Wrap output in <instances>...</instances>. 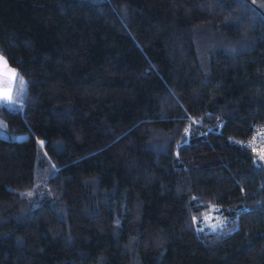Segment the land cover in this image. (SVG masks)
I'll list each match as a JSON object with an SVG mask.
<instances>
[{"label":"trees","instance_id":"trees-1","mask_svg":"<svg viewBox=\"0 0 264 264\" xmlns=\"http://www.w3.org/2000/svg\"><path fill=\"white\" fill-rule=\"evenodd\" d=\"M0 57V264H264V0H0Z\"/></svg>","mask_w":264,"mask_h":264},{"label":"built area","instance_id":"built-area-1","mask_svg":"<svg viewBox=\"0 0 264 264\" xmlns=\"http://www.w3.org/2000/svg\"><path fill=\"white\" fill-rule=\"evenodd\" d=\"M240 146L254 154L264 165V126L256 128L251 137L242 142Z\"/></svg>","mask_w":264,"mask_h":264},{"label":"rangeland","instance_id":"rangeland-1","mask_svg":"<svg viewBox=\"0 0 264 264\" xmlns=\"http://www.w3.org/2000/svg\"><path fill=\"white\" fill-rule=\"evenodd\" d=\"M88 1H91V2H94V3H97V2H100V1H102V0H88ZM23 81V84H21L20 82L18 83L19 85H18V93H19V97L21 98V100L23 99V97L25 96V92H26V86H25V81L24 80H22ZM20 100V101H21ZM8 101V100H7ZM11 103H12V101H11ZM10 103V104H11ZM0 137H2V138H6V139H11V140H24V139H26V136L25 135H20V136H18V135H12V134H10L9 132H8V128H7V125H6V123H5V121L3 120V119H1L0 118ZM38 144L40 145V146H44V143H43V141H38ZM213 220H212V217H208L207 219H206V223L207 224H212V227L213 226H217L216 224H213V222H212Z\"/></svg>","mask_w":264,"mask_h":264},{"label":"crops","instance_id":"crops-1","mask_svg":"<svg viewBox=\"0 0 264 264\" xmlns=\"http://www.w3.org/2000/svg\"><path fill=\"white\" fill-rule=\"evenodd\" d=\"M3 62H5L4 59H2L0 57V69L3 68ZM7 69H10L8 67V65H7ZM14 84H15V82L13 83L7 76L0 75V101L8 100V99L5 98V93L8 92L9 89L11 90L10 91V96H12V91H13Z\"/></svg>","mask_w":264,"mask_h":264},{"label":"snow or ice","instance_id":"snow-or-ice-1","mask_svg":"<svg viewBox=\"0 0 264 264\" xmlns=\"http://www.w3.org/2000/svg\"><path fill=\"white\" fill-rule=\"evenodd\" d=\"M0 75H5L7 76L13 83L16 80V73L14 71H12L11 69H7V65L6 62H3V68L0 69ZM21 84H23V81H20ZM10 89L8 90V92L5 93V98L6 99H10ZM255 139V138H254Z\"/></svg>","mask_w":264,"mask_h":264}]
</instances>
